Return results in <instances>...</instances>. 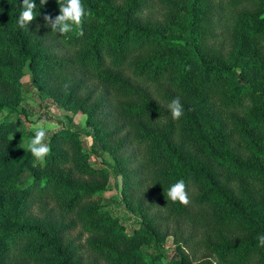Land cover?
<instances>
[{"label":"trees","instance_id":"1","mask_svg":"<svg viewBox=\"0 0 264 264\" xmlns=\"http://www.w3.org/2000/svg\"><path fill=\"white\" fill-rule=\"evenodd\" d=\"M213 1L82 0L84 35L62 36L44 20L57 0H35L25 28L22 0H0V141L11 142L0 151V264H264V0H229L228 28ZM165 7L170 29L155 20ZM228 30L233 50L217 59ZM25 66L38 82L80 77L65 107L96 84L80 107L93 144L113 143L131 231L106 206L110 172L91 163L80 131L48 135L44 166L20 147L34 135L21 117ZM176 97L179 120L167 107ZM179 180L187 206L165 195Z\"/></svg>","mask_w":264,"mask_h":264},{"label":"rangeland","instance_id":"2","mask_svg":"<svg viewBox=\"0 0 264 264\" xmlns=\"http://www.w3.org/2000/svg\"><path fill=\"white\" fill-rule=\"evenodd\" d=\"M213 6L211 12H220L224 16L225 22L229 27H234V23L237 19V12L233 10L229 5V0H215L211 3ZM218 10V11H217ZM169 12H175L171 9L164 8L159 13L158 18H154L157 22L161 23L163 27L170 29V25L167 24V15ZM261 17L264 16V11L260 12ZM226 18L228 21H226ZM222 32L217 29L216 33ZM234 38L228 30L226 44L223 52H218V49L214 53L215 58H223L228 56L234 47ZM211 42H215L211 39ZM219 46V42H218ZM254 49V48H253ZM80 81V77L75 74H61L54 76L52 79H42L39 82L35 79L34 75L30 71L28 66L24 67V77L21 80L22 83V95L23 100L20 105L22 110V120L27 131H31L32 128L38 122H44L45 125L52 124L55 126L54 131L62 128L69 127L74 130H78L81 133L82 140L85 147L91 153L90 161L95 166H103L110 172V184L109 189L104 192V202L106 206L121 217V220L128 225L131 231L137 226V217L133 212H126L122 207V187L123 178L119 171L115 168L117 165L116 155L113 153V143L106 144L101 142L105 147H99V145L93 144V132L90 126L87 124L88 114L87 111L80 107V104L87 97L91 90L95 89L93 83L85 84L83 91L75 96V101L68 105V107L61 104L65 99L69 90L73 86H77ZM102 89V86H98V93ZM1 93V90H0ZM97 99V95L93 97L91 102ZM25 113H27L25 115ZM2 117V115H0ZM234 124H228V130H233ZM54 131H49L50 135ZM234 143H240L239 153L243 156H251V150L245 145L242 138L237 135L233 139ZM10 141H0V151L3 148L11 149ZM233 183H236L235 179H232ZM164 206H167V202H163ZM164 229V228H163ZM77 233L74 234L76 236ZM174 248L173 237L169 236L164 242V249L169 254Z\"/></svg>","mask_w":264,"mask_h":264},{"label":"clouds","instance_id":"3","mask_svg":"<svg viewBox=\"0 0 264 264\" xmlns=\"http://www.w3.org/2000/svg\"><path fill=\"white\" fill-rule=\"evenodd\" d=\"M59 4V15L53 18L51 15H45L44 20L46 26L50 27L53 33H58L62 36L70 32L78 30V35L83 36V20L85 16L91 15L82 3V0H57ZM48 0H40V5L44 6ZM22 12L19 14L18 24L21 28L27 27L36 18L35 9L37 4L35 0H22ZM171 112L173 120H179L184 114V106L180 98L176 97L167 105ZM55 126L52 124L45 125L44 122H38L32 131L34 135L29 139L27 144L21 142L20 147L24 148L26 152H30L34 157L33 166H44L46 157L51 152L50 146L46 143L48 132L54 131ZM167 200L172 202H179L187 206L190 203L189 194L186 190V185L183 180H179L170 186L165 193ZM258 246L264 247V235L257 237ZM215 264V262H213Z\"/></svg>","mask_w":264,"mask_h":264}]
</instances>
